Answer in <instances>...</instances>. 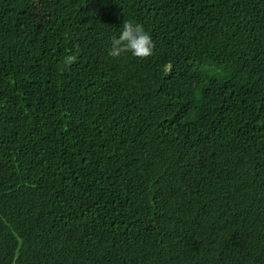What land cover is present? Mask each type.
Masks as SVG:
<instances>
[{
  "label": "trees",
  "instance_id": "1",
  "mask_svg": "<svg viewBox=\"0 0 264 264\" xmlns=\"http://www.w3.org/2000/svg\"><path fill=\"white\" fill-rule=\"evenodd\" d=\"M0 264H264V0H0Z\"/></svg>",
  "mask_w": 264,
  "mask_h": 264
},
{
  "label": "clouds",
  "instance_id": "2",
  "mask_svg": "<svg viewBox=\"0 0 264 264\" xmlns=\"http://www.w3.org/2000/svg\"><path fill=\"white\" fill-rule=\"evenodd\" d=\"M155 44L152 36L140 23L127 21L122 24V29L118 35H114L110 40L108 55L119 58L123 54H131L135 58L145 59L154 52ZM76 54H68L63 60L66 67L76 62Z\"/></svg>",
  "mask_w": 264,
  "mask_h": 264
}]
</instances>
